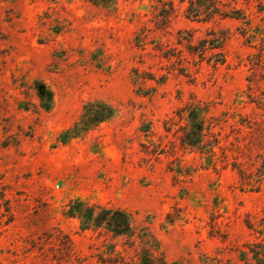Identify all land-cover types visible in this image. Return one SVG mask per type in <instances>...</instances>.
<instances>
[{"label":"rangeland","instance_id":"374dc122","mask_svg":"<svg viewBox=\"0 0 264 264\" xmlns=\"http://www.w3.org/2000/svg\"><path fill=\"white\" fill-rule=\"evenodd\" d=\"M191 1L0 0V264H240L264 240V0ZM93 100L114 115L63 143ZM76 201L111 214L84 229Z\"/></svg>","mask_w":264,"mask_h":264},{"label":"trees","instance_id":"16d2710c","mask_svg":"<svg viewBox=\"0 0 264 264\" xmlns=\"http://www.w3.org/2000/svg\"><path fill=\"white\" fill-rule=\"evenodd\" d=\"M93 3L109 6L113 3L114 0H90ZM188 17H199L202 14L205 15H213L218 13L215 7V0H194L191 1L188 9ZM225 17L229 16L228 13L223 14ZM240 18V17H235ZM214 39L203 40L202 46L209 43V48H220V43H210ZM205 43V44H204ZM224 59H216L215 63H223ZM50 94V93H49ZM197 108V107H196ZM195 107L190 111V118L197 129L195 127V132L200 131L202 125H200L199 117L196 115ZM115 109L109 103H106L102 100H93L89 101L84 105L83 112L80 118L74 123V125L67 130H65L61 134V141L63 143L67 142L69 139L73 137L79 136L81 133L88 131L102 122L107 121L114 115ZM200 136L196 139L189 138L192 143L199 142ZM212 152V150H210ZM69 214L72 216L76 215L81 219L82 228L88 229L91 224L95 226H100L107 219V216L111 214L110 209H101L97 213L96 207L94 206H86L83 202L76 201L71 208L69 209ZM115 233L122 234L126 232L125 227H121L119 225L118 228L113 229ZM239 259L241 261L240 264H264V240L248 243L245 248L239 249Z\"/></svg>","mask_w":264,"mask_h":264}]
</instances>
